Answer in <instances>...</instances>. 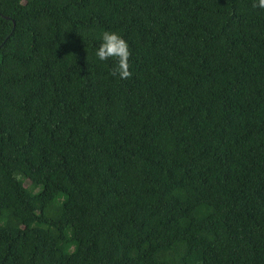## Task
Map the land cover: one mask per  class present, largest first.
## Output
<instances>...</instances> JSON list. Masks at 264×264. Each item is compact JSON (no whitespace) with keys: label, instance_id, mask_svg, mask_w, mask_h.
Returning a JSON list of instances; mask_svg holds the SVG:
<instances>
[{"label":"trees","instance_id":"1","mask_svg":"<svg viewBox=\"0 0 264 264\" xmlns=\"http://www.w3.org/2000/svg\"><path fill=\"white\" fill-rule=\"evenodd\" d=\"M253 4L0 0V264H264Z\"/></svg>","mask_w":264,"mask_h":264},{"label":"clouds","instance_id":"2","mask_svg":"<svg viewBox=\"0 0 264 264\" xmlns=\"http://www.w3.org/2000/svg\"><path fill=\"white\" fill-rule=\"evenodd\" d=\"M259 6L264 8V0H258V5L253 4V7ZM101 44L95 55L101 61H106L109 58H116V64L112 69L113 76L119 75L121 79H128L132 73L129 71V45L127 41L118 33L113 31H103L101 36Z\"/></svg>","mask_w":264,"mask_h":264},{"label":"rangeland","instance_id":"3","mask_svg":"<svg viewBox=\"0 0 264 264\" xmlns=\"http://www.w3.org/2000/svg\"><path fill=\"white\" fill-rule=\"evenodd\" d=\"M23 184L26 186L27 185V181H24ZM72 255H73V253H70L69 260H72Z\"/></svg>","mask_w":264,"mask_h":264}]
</instances>
